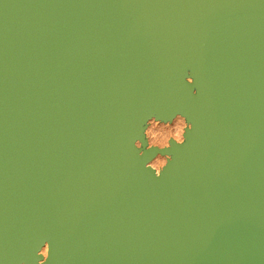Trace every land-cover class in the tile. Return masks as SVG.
Listing matches in <instances>:
<instances>
[{
  "label": "water",
  "instance_id": "water-1",
  "mask_svg": "<svg viewBox=\"0 0 264 264\" xmlns=\"http://www.w3.org/2000/svg\"><path fill=\"white\" fill-rule=\"evenodd\" d=\"M0 264H264V0H0Z\"/></svg>",
  "mask_w": 264,
  "mask_h": 264
},
{
  "label": "rangeland",
  "instance_id": "rangeland-1",
  "mask_svg": "<svg viewBox=\"0 0 264 264\" xmlns=\"http://www.w3.org/2000/svg\"><path fill=\"white\" fill-rule=\"evenodd\" d=\"M190 80V82H191V79H189ZM180 118V117H179ZM180 119H182L183 121H184V123L181 125L180 124V126H181V129L184 127V128H186L187 126H186V124H187V122L183 119V118H180ZM178 121V118H176L174 121H172V122H162V121H157L156 119H151L150 121H148L147 122V124H146V129H145V132H146V141H147V145H146V148L147 149H149V148H151V147H157V148H166V147H168L169 145V140H172L173 138L175 139L176 137H177V135L178 134H172V133H170V135H169V130H170V128L172 127V126H174V124H176V123H178L177 122ZM176 122V123H175ZM174 123V124H173ZM179 124V123H178ZM188 125V124H187ZM148 127V128H147ZM165 130V132L169 135V136H167V134H165V132H164V130ZM167 128V129H166ZM183 128V129H184ZM169 129V130H168ZM182 129V130H183ZM160 131H162L165 135H163L162 134V132H160ZM160 134V135H159ZM167 136V143L166 144H164V141H165V138L162 136ZM173 136H172V135ZM180 135V140H177V139H175L177 142H181L182 140H183V135L181 134V133H179ZM163 137L164 138V140L162 141V139H161V142H163V143H159L158 141H159V138L160 137ZM148 138V139H147ZM156 138V139H155ZM158 138V139H157ZM152 140V141H151ZM153 141H155V143H153ZM164 144V146L162 147L161 145H163ZM137 146L139 147V148H142L143 147V145H142V143L141 142H137ZM156 157H158L159 159H165V157L164 156H160V154L159 155H157ZM157 158V159H158ZM156 159V160H157ZM155 160V161H156ZM166 161L164 160V164H162L163 166H165V163ZM152 163H154V160H152V162L150 163V165L152 166ZM162 165L158 168V169H160L161 167H162Z\"/></svg>",
  "mask_w": 264,
  "mask_h": 264
},
{
  "label": "bare ground",
  "instance_id": "bare-ground-1",
  "mask_svg": "<svg viewBox=\"0 0 264 264\" xmlns=\"http://www.w3.org/2000/svg\"><path fill=\"white\" fill-rule=\"evenodd\" d=\"M186 70V73L187 72H189V70H190V68H186L185 69ZM191 82H193L192 81V79H191ZM183 118L186 122H187V119L185 118V117H183L182 115H177L172 121H174L176 118ZM179 118V119H180ZM182 120V119H181ZM172 121H168V122H172ZM178 122V121H177ZM176 123V122H175ZM147 123H144L143 124V127L145 128V125H146ZM174 124V123H173ZM188 124V125H187ZM187 124H186V128H182L181 129V126H180V124H178V123H176V124H174V126H172L171 128H170V130H169V135H170V133H172V134H178V136L180 135L179 133H181L182 135H183V140L181 141V142H177L174 138L172 139V140H169L168 142H169V146L168 147H166V148H169L170 147V144H171V142L172 141H174V142H176V143H184L186 140H187V136H185V135H187V133L190 131V129H191V124L190 123H188L187 122ZM183 126V125H182ZM148 128V127H147ZM163 129V128H162ZM167 129V128H166ZM164 130V129H163ZM160 132H162V131H160ZM164 132H165V130H164ZM167 132V131H166ZM165 132V134H167ZM162 134L163 135H165L163 132H162ZM161 134V135H162ZM171 134V135H172ZM143 135H144V139H146V132H145V129L143 130ZM160 135V134H159ZM162 135V136H163ZM168 134H167V136H169ZM167 136L165 137V136H163L165 139L167 138ZM173 136V135H172ZM160 137V136H159ZM163 137H160L159 138V143L161 142V139H162V141L164 140V138ZM180 137V136H179ZM148 139V138H147ZM156 139V138H155ZM158 139V138H157ZM152 141V140H151ZM153 143H155L154 141H153ZM161 143H163V142H161ZM145 149H147L146 147H144ZM139 150H141L140 148H138ZM160 149H162V148H160ZM160 156H164L166 159H164L166 162L165 163H167V160H169V159H171V156L170 155H160ZM158 157H156L155 159H154V163H152V167L154 168V170H155V173L156 174H159V172L162 170V168L164 167L162 164H164V160L161 158L160 160L162 161L161 163H160V165H159V167L162 165V167L160 168V169H158L159 167H157V159ZM157 159V160H156ZM156 160V161H155ZM48 251H49V246H48V244L46 243V244H44L42 247H41V249H40V251H39V255L42 257V259H41V261H40V263H43L44 262V260L47 258V255H48Z\"/></svg>",
  "mask_w": 264,
  "mask_h": 264
},
{
  "label": "clouds",
  "instance_id": "clouds-1",
  "mask_svg": "<svg viewBox=\"0 0 264 264\" xmlns=\"http://www.w3.org/2000/svg\"><path fill=\"white\" fill-rule=\"evenodd\" d=\"M178 123L182 125V124L184 123V121L178 118ZM176 139H177V140H180V137L177 135ZM154 142H155V141H154ZM166 143H167V138H166L165 141H164V144H166ZM164 144L161 145V146L163 147ZM165 159H166V158H165ZM161 162H162V161L158 158V160H157V167H159V165H160Z\"/></svg>",
  "mask_w": 264,
  "mask_h": 264
}]
</instances>
